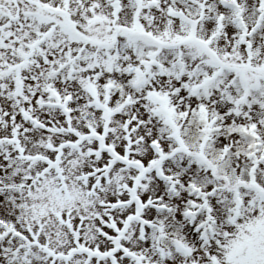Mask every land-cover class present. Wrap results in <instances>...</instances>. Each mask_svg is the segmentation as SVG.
Instances as JSON below:
<instances>
[{"label": "snow or ice", "instance_id": "snow-or-ice-1", "mask_svg": "<svg viewBox=\"0 0 264 264\" xmlns=\"http://www.w3.org/2000/svg\"><path fill=\"white\" fill-rule=\"evenodd\" d=\"M0 264H264V0H0Z\"/></svg>", "mask_w": 264, "mask_h": 264}]
</instances>
